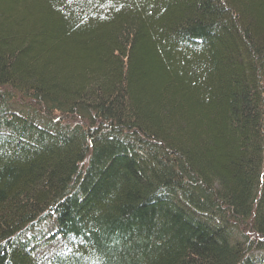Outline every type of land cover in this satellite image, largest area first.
<instances>
[{"label":"trees","instance_id":"1","mask_svg":"<svg viewBox=\"0 0 264 264\" xmlns=\"http://www.w3.org/2000/svg\"><path fill=\"white\" fill-rule=\"evenodd\" d=\"M264 264V0H0V264Z\"/></svg>","mask_w":264,"mask_h":264},{"label":"bare ground","instance_id":"2","mask_svg":"<svg viewBox=\"0 0 264 264\" xmlns=\"http://www.w3.org/2000/svg\"><path fill=\"white\" fill-rule=\"evenodd\" d=\"M257 264H259V262H257Z\"/></svg>","mask_w":264,"mask_h":264}]
</instances>
